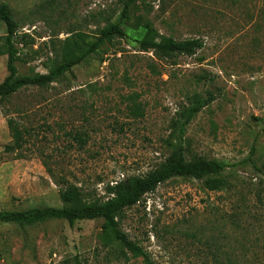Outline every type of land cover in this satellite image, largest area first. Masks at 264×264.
Masks as SVG:
<instances>
[{"label":"rangeland","instance_id":"374dc122","mask_svg":"<svg viewBox=\"0 0 264 264\" xmlns=\"http://www.w3.org/2000/svg\"><path fill=\"white\" fill-rule=\"evenodd\" d=\"M124 1L0 0L18 26V73H44L67 48L81 52ZM122 27L126 37L58 81L0 102V210L59 206L61 179L87 200H105L107 185L156 168L179 142L186 159L225 162L227 187L210 191L202 180L171 178L122 211L121 230L155 264H213L215 248L222 261L264 264V0H134ZM5 31L0 22V36ZM145 35L200 38L203 47L159 60L135 45ZM5 62L0 46V82ZM194 93L214 99L179 140L173 120ZM7 118L29 130L21 150H5ZM102 224L0 222V264H144Z\"/></svg>","mask_w":264,"mask_h":264},{"label":"trees","instance_id":"16d2710c","mask_svg":"<svg viewBox=\"0 0 264 264\" xmlns=\"http://www.w3.org/2000/svg\"><path fill=\"white\" fill-rule=\"evenodd\" d=\"M134 0H125L123 7L117 18L107 21L98 28L94 39L84 42L80 35L78 39L85 43L83 50L75 53L73 48H67L62 59L50 66L44 73L31 72L19 74L17 61L19 59L18 49L15 46L17 37V23L6 3L0 4V22L5 25V34L0 36V46L3 47L6 56V75L0 82V102L6 97H10L20 89L36 86L46 87L58 81L67 72L71 71L74 65L87 59L91 53L105 44H110L115 38L126 37L122 27L128 9ZM140 51L151 53L156 59H165L172 55H193L198 49L203 47L200 38H188L175 40L171 37H160L154 39L148 35L133 40ZM213 96L202 97L194 93L188 97V105L184 106L173 120V127L177 131V138L182 139L190 120L208 103L213 100ZM133 110L137 107L133 106ZM7 126L11 135V144L5 146L6 151L21 150L27 141L26 136H30L29 130L22 128L13 118H7ZM75 139L82 145L85 141L80 134L75 135ZM171 149L165 160L156 168L146 172L142 176L127 177L107 185L105 192L109 197L105 200H87L84 198L82 190L74 183L65 180L56 181L61 185L58 191L59 206H43L29 208L26 210H0V222L14 223L17 225H32L51 219L65 220L69 225H73L81 220H103L102 228L106 236L117 241L123 248L131 252L133 256H141L144 264H155L148 253L119 226V216L125 208L137 204L146 193L153 192L156 187L174 177L194 178L202 180L203 185L210 191H220L227 187V180L223 174L227 164L216 159H207L202 156L186 159L183 147L179 142H171ZM20 155V154H19ZM21 157V156H19ZM47 173L52 177L50 168L46 167ZM220 249L212 250L213 264H236L229 256L223 261L220 256ZM69 260H64L62 264H69ZM75 264H80L78 260Z\"/></svg>","mask_w":264,"mask_h":264}]
</instances>
